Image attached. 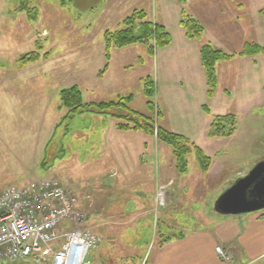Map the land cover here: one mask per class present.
<instances>
[{
  "label": "rangeland",
  "instance_id": "1",
  "mask_svg": "<svg viewBox=\"0 0 264 264\" xmlns=\"http://www.w3.org/2000/svg\"><path fill=\"white\" fill-rule=\"evenodd\" d=\"M20 4L31 9V17L15 11ZM134 9H143L149 19L164 25L170 42L155 47L152 54L140 43L110 47L107 57L104 32L116 30ZM182 15L200 23V39L185 36ZM173 38L175 42L181 38L194 41L199 57L206 42L227 54H237L217 62L216 90L220 91L216 96H203L190 83L192 74H185L196 65L192 52V57L190 53L189 57L186 53L171 56L169 67L174 68L165 70L164 51ZM247 43L264 47V0H0V189L29 179L56 178L75 193L87 215V226L101 236L102 250L98 249L99 254L90 250L85 264L153 263L162 239L179 234L182 226H193L202 213L211 214L213 195H220L224 186L264 158V56L238 55ZM31 51H37L39 58L19 65L21 55ZM145 77L153 81L151 135L156 146L150 135L141 147L135 138L116 137L123 133L112 122L124 119L98 121L92 115H81L72 122L71 132L55 125L50 131V125L66 112L58 92L72 84L81 89L83 102L132 94L131 108L148 114L142 90ZM23 86L44 88L52 98L49 109L13 102L10 107L5 101V94L10 93L7 89L13 87L18 93ZM16 92L12 96H18ZM226 113L235 115L233 134L209 136L212 116ZM159 124L183 135L209 156V167L203 172L193 153L188 154L186 172L197 169L206 181L210 170L213 179L194 201L178 189L170 190L168 196L165 187L167 206L173 207L180 199L179 207L166 214L165 224L151 213L144 214L152 200L156 166L159 163L165 174L184 173L176 170L171 147L157 139ZM104 125L108 133L103 141ZM140 154L145 155L143 163ZM197 175L193 183L198 182ZM48 258L32 256L3 264H48Z\"/></svg>",
  "mask_w": 264,
  "mask_h": 264
},
{
  "label": "crops",
  "instance_id": "2",
  "mask_svg": "<svg viewBox=\"0 0 264 264\" xmlns=\"http://www.w3.org/2000/svg\"><path fill=\"white\" fill-rule=\"evenodd\" d=\"M164 52L165 57H163V60L165 59V70L168 71L169 68H174L172 66L169 67L171 56H181L184 53H186L188 56V54L190 53L189 56L192 57L193 53L192 61L195 62L196 65L193 67L194 70L192 72L188 71V73L185 74H192V76L188 75L189 77H191L190 83L193 86L197 87L202 92V95L205 96L206 80L200 64L198 45L194 41H189L186 38H181L178 42H175V39L173 38L171 44L168 47H165ZM241 60L244 61V65L247 63L245 59L241 58ZM7 91H10L9 94H5V101L8 104L13 102L22 107L34 106V108L35 105L38 104V109H45L44 111L49 109V106H51V95L47 94L45 92V89L42 87L35 86L34 88H27L23 86L18 89V93L16 92L17 89L14 90V88L12 87L10 89H7ZM219 91L220 90L217 87V90L215 91V96ZM14 92H16L18 96H12V94H15ZM55 100V107L58 110V99L56 98ZM92 116L98 121H105L108 119L103 115ZM203 121L205 123L204 125H207L209 117H205ZM56 124L57 122H54V124L50 125V131L52 130V127H54V125L56 126ZM116 124L117 123L112 122V126L116 130L121 131V133H123L122 135H115L116 137L118 136L135 138V141H137L138 146L141 147V144L144 141V137L146 135H150V138L153 139L155 146L156 143H158L151 134H147L142 130H120L117 128ZM104 127L107 128V126L104 125L102 127V131L100 129V134L102 138L101 140L103 141L105 140V135L108 133V129ZM138 132L142 133L143 135H137L139 134ZM124 133L126 134L124 135ZM130 134H133V137L130 136ZM148 155L149 154H147V156ZM143 158H145V155L140 154L139 160H142L141 163H143ZM156 169L158 170L156 171L153 179L152 200L150 204L145 207V209L147 207L148 208L144 214L146 215L147 213H151V217L153 219H156L158 222H162L164 224L166 214L168 215V212L170 210H175L179 207L180 203L177 204V201H179L180 199H178L174 203L173 207L167 206V204H165V206L159 210L160 213L155 216L153 212L155 197L154 191L156 190L158 185L161 184L163 186L166 185L165 187H168V196L170 190L178 189L179 191L183 190V194L185 196H188L190 200L194 201L196 197L202 195L201 193L204 186L206 184H210L213 180L212 177L208 175L210 173V170L207 173L206 181H204V179L200 177L201 175H199L197 169L191 172H184V174L182 175H175L172 173L165 174V172L162 173V170H159V163L158 167L156 166ZM196 175L199 176L198 182L193 183ZM190 180L192 182H190ZM233 181L234 180L230 181L228 185L224 186L222 189L229 187ZM218 190H220V188H218ZM219 193L217 194V196L214 194L211 200L212 213L205 215H203L202 213V215H199L198 220L197 218L195 219V224L193 226H182L179 234L175 233L174 235L169 236L170 238L166 239L165 242H162V246L158 247L156 257L153 263L151 264H253L254 262L258 261L264 262V209L250 213H240L235 215H225L217 213L213 210V204L215 199L218 197ZM138 195L142 196V193H138ZM139 217H141V215H139ZM218 245L230 253V260L225 261L221 260L218 257V254L215 251V247ZM99 248L101 249V247L99 246L94 249L97 251L98 254Z\"/></svg>",
  "mask_w": 264,
  "mask_h": 264
},
{
  "label": "trees",
  "instance_id": "3",
  "mask_svg": "<svg viewBox=\"0 0 264 264\" xmlns=\"http://www.w3.org/2000/svg\"><path fill=\"white\" fill-rule=\"evenodd\" d=\"M184 2L185 0H178ZM15 11H24L30 17L31 9L26 4H20ZM181 26L185 31L188 39H200L203 31L200 23L187 15H182ZM106 56L110 47L121 48L132 44H144L147 46L148 54H152L155 47H164L170 42V33L165 29L164 25L153 22L147 17V13L143 9H134L124 17L116 30H106L103 34ZM261 54L264 56V47L256 43H247L238 55ZM235 53L227 54L219 49L212 47L208 42L203 43L200 48L201 64L205 73L207 86V96L212 97L216 91V71L215 66L218 61L232 58ZM39 58L37 51L24 53L18 59L19 65L33 62ZM103 72V71H102ZM143 94L146 97V106L149 113L139 112L129 105L133 95L128 94L118 96L117 99L99 100L97 102H83L81 89L78 85L72 84L63 87L58 92V97L62 107L66 112L56 124V129L63 126L67 132H71V124L75 118L81 115H103L109 118L124 119L125 121L116 124L120 130H142L147 134H153V81L149 77L143 80ZM203 110L208 111L203 106ZM157 112L160 115L159 109ZM236 129V118L233 113L217 114L212 116L209 125V136L227 137L233 134ZM156 137L159 141L166 143L171 147L172 155L175 162V168L179 173L186 172L187 155L193 153L197 165L201 171H207L210 158L196 145L189 144L187 138L183 135L169 131L160 124L156 126ZM166 237L162 239L165 242Z\"/></svg>",
  "mask_w": 264,
  "mask_h": 264
},
{
  "label": "built area",
  "instance_id": "4",
  "mask_svg": "<svg viewBox=\"0 0 264 264\" xmlns=\"http://www.w3.org/2000/svg\"><path fill=\"white\" fill-rule=\"evenodd\" d=\"M165 197L160 184L155 216L165 206ZM100 242L101 236L87 226L75 193L56 178L29 179L0 190V264L32 256H49V264H85ZM215 251L221 260H230L221 246Z\"/></svg>",
  "mask_w": 264,
  "mask_h": 264
},
{
  "label": "water",
  "instance_id": "5",
  "mask_svg": "<svg viewBox=\"0 0 264 264\" xmlns=\"http://www.w3.org/2000/svg\"><path fill=\"white\" fill-rule=\"evenodd\" d=\"M264 209V159L239 176L214 201L213 210L235 215Z\"/></svg>",
  "mask_w": 264,
  "mask_h": 264
},
{
  "label": "flooded vegetation",
  "instance_id": "6",
  "mask_svg": "<svg viewBox=\"0 0 264 264\" xmlns=\"http://www.w3.org/2000/svg\"><path fill=\"white\" fill-rule=\"evenodd\" d=\"M262 159H264V158H262ZM262 159H258V160H256V161L253 163V165H255L258 161H260V160H262ZM253 165L251 166V168L253 167ZM251 168H250V169H251ZM250 169H249V170H250ZM249 170H248V171H249ZM235 180H236V179H235ZM235 180H234V181H235ZM234 181H233V182H234ZM233 182H232V183H233ZM232 183H231V184H232Z\"/></svg>",
  "mask_w": 264,
  "mask_h": 264
}]
</instances>
